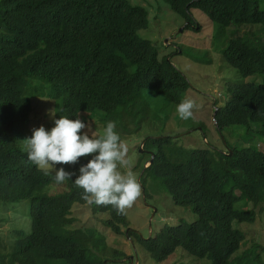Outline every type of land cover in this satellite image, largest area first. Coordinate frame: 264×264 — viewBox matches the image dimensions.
Wrapping results in <instances>:
<instances>
[{
	"label": "trees",
	"instance_id": "16d2710c",
	"mask_svg": "<svg viewBox=\"0 0 264 264\" xmlns=\"http://www.w3.org/2000/svg\"><path fill=\"white\" fill-rule=\"evenodd\" d=\"M161 1L188 26L190 12H202L215 25L212 46L240 79L215 111L217 134L227 130L235 138L242 131L264 143V11L258 1ZM147 26V11L128 0H0V204L29 202L28 232L12 230L9 246L0 233V264H105L104 237L92 228L71 229V207L87 203L72 183L75 175L56 183L55 173L27 161L18 142L31 134V100L37 96L58 106L54 119L86 115L103 126L114 121L120 133H128L129 124L136 132L145 125L149 103L175 108L184 100L186 79L138 37ZM246 27L254 31L237 35ZM253 78L261 82H250ZM234 145L217 153L176 148L170 137L145 139L134 168L143 196L151 181L171 204L190 208L195 217L146 240L128 232L153 263L162 264L179 250V259L209 264H264V247L252 244L240 252L245 237L239 230L253 225L262 211L264 153L249 139ZM150 153L152 163L145 167ZM88 158L55 167L76 173ZM54 184L64 186L62 194H41ZM91 209L93 215H107L101 221L105 229L122 235L128 225L122 210L96 204ZM110 258L125 259L116 251Z\"/></svg>",
	"mask_w": 264,
	"mask_h": 264
},
{
	"label": "rangeland",
	"instance_id": "374dc122",
	"mask_svg": "<svg viewBox=\"0 0 264 264\" xmlns=\"http://www.w3.org/2000/svg\"><path fill=\"white\" fill-rule=\"evenodd\" d=\"M257 1L259 8L264 11V0ZM128 2L132 6H140L147 11L148 26L145 30L137 33L138 37L149 41L158 51L159 58H168L170 63L183 75L189 86L185 98L191 99L195 105L192 117L181 120L173 106L163 103L161 107H158L155 102H151L149 103V112L146 113L145 125L139 131L132 132L133 127L129 124L127 127L129 133H121L120 140L127 148L128 167L137 180L139 181L140 174L134 170L137 162L136 152L139 148L141 149L142 140L144 142L146 138L170 137L176 148L209 150L217 153H222L227 146L241 145L249 139L264 153V143L254 136L243 137L242 131H240L238 137L230 138L227 136V130L223 131L221 136L215 131L213 113L228 101L230 96L228 90L233 83L240 81L235 70L223 64L220 55L212 46L215 25L209 22L202 12L192 10L190 12L192 26H188L182 18L173 14L161 0H128ZM262 29L264 32V28ZM231 30H228L226 35ZM247 31L254 30H249L248 27L242 28L240 34L237 35H242ZM220 43H222V39L218 43L219 49H221ZM250 82L259 84L261 80L253 78L250 79ZM225 88L227 89L225 90ZM37 97L31 100L30 131L41 125L45 129L50 128L55 112L58 110L55 102H52L53 105L50 106L46 104L49 100ZM81 119L87 126L83 131H87L94 137L102 133L103 125L98 123L97 119H89L86 115H82ZM18 147L25 155L22 141L18 142ZM41 170L55 173L53 169ZM120 170L125 171L126 169ZM63 188V185H50L45 187L41 194L57 196L62 194ZM145 188L146 197L143 196L140 188V195L129 206L122 209L128 223L126 228L121 229L122 235H114L105 229L101 221L107 219V215L101 213L93 215L91 204H78L71 207V217L75 220L71 229L92 228L104 237L107 248L104 253L105 264H155L145 252L139 250L137 239L126 236L127 229L133 231L138 239L146 240L165 226L194 221L195 217L190 208L186 209L171 204L165 195H160L163 192L151 181L146 182ZM28 206V201L0 204V233L6 245L9 246L11 243L10 233L12 230L25 228L24 232H28ZM12 207H14L13 212H10ZM247 207L252 208L251 205H247ZM1 221L7 223L3 224ZM239 230L244 233L245 237L240 252L250 250L252 244L264 247V204L262 211L256 215L254 224L241 225ZM113 251L122 253L125 259L112 262L110 257ZM178 252L181 251L177 250L176 253ZM176 253L162 264H209L206 259L200 261L179 259V255ZM262 256L260 254V257ZM127 261L129 262L127 263ZM262 262L264 263L263 259Z\"/></svg>",
	"mask_w": 264,
	"mask_h": 264
},
{
	"label": "clouds",
	"instance_id": "9594fccd",
	"mask_svg": "<svg viewBox=\"0 0 264 264\" xmlns=\"http://www.w3.org/2000/svg\"><path fill=\"white\" fill-rule=\"evenodd\" d=\"M194 107V102L185 98L176 104L175 112L181 120H186L192 117ZM81 120L61 115L48 129L43 125L31 129L30 136L21 140L26 159L38 169H53L55 175L52 179L56 183L75 175L72 183L81 189L80 198L88 204L110 205L122 210L140 195L137 177L128 167L127 148L120 140L122 134L114 121H107L102 133L94 137L87 131H81L87 128ZM144 143L142 140L137 154L142 153ZM81 157L89 158L80 164L76 173L55 167L56 164H75Z\"/></svg>",
	"mask_w": 264,
	"mask_h": 264
},
{
	"label": "water",
	"instance_id": "95a60500",
	"mask_svg": "<svg viewBox=\"0 0 264 264\" xmlns=\"http://www.w3.org/2000/svg\"><path fill=\"white\" fill-rule=\"evenodd\" d=\"M179 32H181V31H179ZM152 155H153V154H151V156H152ZM151 163H152V160L150 159V160H149V165H150ZM128 231H129V230H127V232H128ZM127 232H126V233H127ZM148 238H149V237H148Z\"/></svg>",
	"mask_w": 264,
	"mask_h": 264
}]
</instances>
